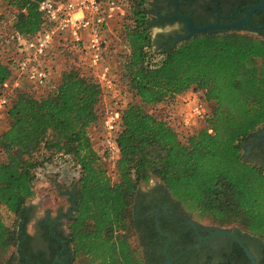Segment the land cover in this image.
<instances>
[{"label":"trees","instance_id":"1","mask_svg":"<svg viewBox=\"0 0 264 264\" xmlns=\"http://www.w3.org/2000/svg\"><path fill=\"white\" fill-rule=\"evenodd\" d=\"M5 1L17 10L11 33L15 50V34L32 37L49 26L39 10L44 0ZM153 2L127 0L116 30L124 49L120 81L114 82L131 98L119 108L118 180L112 181L88 132L101 121L103 91L92 75L83 73L88 67L80 58L58 82H50L46 96L34 97L23 84L2 112L0 120L6 118L7 126L0 132V264H27L29 213L34 210L27 205L42 183L39 171L55 165L58 156L71 157L78 167L72 180L75 206L67 234H60L70 264H150L153 257H163L147 253L143 240L158 233L148 230L138 214L139 207L146 211L139 205L140 187L152 179L189 216L264 242V167L243 154L247 139L264 128V31L203 32L157 50ZM58 45L61 53L75 49L64 41ZM52 55L47 68L55 73ZM14 65L13 56L5 61L0 55V93ZM188 94L207 112L187 134L175 121L150 111L175 106ZM161 239L163 246L166 239Z\"/></svg>","mask_w":264,"mask_h":264},{"label":"flooded vegetation","instance_id":"2","mask_svg":"<svg viewBox=\"0 0 264 264\" xmlns=\"http://www.w3.org/2000/svg\"><path fill=\"white\" fill-rule=\"evenodd\" d=\"M261 1L154 0L152 25L162 30L154 36L156 49L168 50L175 46L177 38L190 33L188 22L183 17L190 18L196 27L230 24L229 21L233 23L245 18L246 13ZM250 22L255 27H261L264 13L256 11ZM242 29L252 31L248 26ZM261 31L264 30L256 32ZM243 154L250 163L264 167V128L247 139ZM139 196V205L143 204L142 209L146 211H141L139 207L138 214L145 220L148 230L152 228L158 233L149 241L143 240V245L147 247L148 254L157 251L163 255L153 257L150 264H264L263 241L236 228H214L199 224L178 207L160 185ZM70 213L59 215L56 219L49 216L38 218L35 208L29 213L33 234L27 232L31 237L27 264H70L71 254L60 236L62 233L67 234L65 224ZM148 230L143 235L145 239L149 238ZM47 231L51 237H48ZM161 237L166 239L163 246Z\"/></svg>","mask_w":264,"mask_h":264},{"label":"built area","instance_id":"3","mask_svg":"<svg viewBox=\"0 0 264 264\" xmlns=\"http://www.w3.org/2000/svg\"><path fill=\"white\" fill-rule=\"evenodd\" d=\"M127 0H44L39 10L44 14L49 26L36 36L15 34L13 37L16 46L15 65L12 77L4 84L0 93V118L12 98L15 90L19 89L24 81L36 89L49 86L51 80L50 68L44 64L51 54L56 43L64 41L74 45L76 54L84 53V60L88 69L94 74L97 82L110 93L116 89L114 78L108 67L104 66L107 52V32L111 23L124 15ZM81 60V59H80ZM161 60L159 57L156 61ZM188 108L184 112L183 127L190 128L203 118L207 112L204 103L192 94ZM121 113L119 109L106 112L103 120L106 131L105 148L107 155L119 152L117 138L120 132ZM58 169L74 167L77 176L78 167L71 157L58 156L55 159ZM53 165L47 164L38 173H46Z\"/></svg>","mask_w":264,"mask_h":264},{"label":"rangeland","instance_id":"4","mask_svg":"<svg viewBox=\"0 0 264 264\" xmlns=\"http://www.w3.org/2000/svg\"><path fill=\"white\" fill-rule=\"evenodd\" d=\"M17 14V10L15 8L9 7L8 3L5 0H0V55L3 60H7L9 57L13 56L16 58V50L11 43V33L12 26L14 24L15 16ZM122 18L115 19L111 25L110 30L107 32V52L106 58L104 62V66L108 67L114 80L120 81V52L123 51V37L120 36L116 30H120L122 25ZM155 36V35H154ZM59 43H56L52 48V52L50 56H48L47 60H44V64L49 66L50 58L53 56L52 54L56 53V67L57 72H51V80L58 82L61 78L62 72L70 70L72 66H77L79 62V58L84 61L87 60V56L84 53L76 54L71 51L67 53H61L57 46ZM57 47V48H56ZM72 53V54H69ZM50 61V62H49ZM83 73H88L94 77V74L90 69L86 68L83 70ZM95 78V77H94ZM96 79V78H95ZM97 81V80H96ZM25 89L30 92L34 97L40 98L46 96L50 92V88L45 89H34L31 88L30 84L24 81ZM116 87L114 92L110 93L106 90L103 91L101 96L100 110L102 112L101 121L92 127L89 128L88 132L93 143L95 151L98 153L101 158L102 163L107 168L109 175L112 178V181L115 182L118 180L116 174V165L118 158L114 155H107L105 148V138L106 131L104 129L103 120L106 116V112L111 109H119L125 106L127 103L131 102V98L122 94V88L118 86ZM189 101H192L191 94L187 95L186 98L181 99L179 104L175 106H171L169 104L160 105L156 108L150 109V111L154 112L159 117L164 119L175 121L176 127H181L180 130L185 134L190 132L191 128L182 127L184 112L188 108ZM197 124V122L195 123ZM7 126V119L0 120V132L5 129ZM192 131V130H191ZM48 172H51V177L48 176ZM47 176L41 178L42 183L35 188V196L28 203L27 206H33L35 208V214L39 218H43L49 216L51 219H56L59 215L70 213L71 207L75 202L76 192L74 186H72L73 176L75 174L74 167H64L63 169H58L56 165H53L46 172ZM43 174V172H42ZM57 176L56 179L53 177ZM160 182L157 179H152L148 184H142L139 190V195L141 193H145L148 190H151L154 186H159ZM196 222L204 226H211V222L208 219L199 220L194 216H191ZM67 226V222L65 224ZM234 228V227H228ZM28 232L33 234V224L31 223L28 226ZM134 243V242H133ZM135 244V243H134ZM136 245V244H135Z\"/></svg>","mask_w":264,"mask_h":264},{"label":"water","instance_id":"5","mask_svg":"<svg viewBox=\"0 0 264 264\" xmlns=\"http://www.w3.org/2000/svg\"><path fill=\"white\" fill-rule=\"evenodd\" d=\"M256 11H261L264 13V0H262L261 3L256 5L255 7H252L246 13L245 18L238 20L236 22L230 23V24H216V25H206L202 27H196L194 26L190 18L183 17V19H185L188 22L190 33L184 37L177 38V40L175 41V45L181 40L189 39L203 32L213 33L215 30L227 31V30L242 29L243 26H248L254 32L259 31V30H264V24L261 27H255L250 22V18ZM73 206L75 205L73 204Z\"/></svg>","mask_w":264,"mask_h":264},{"label":"crops","instance_id":"6","mask_svg":"<svg viewBox=\"0 0 264 264\" xmlns=\"http://www.w3.org/2000/svg\"><path fill=\"white\" fill-rule=\"evenodd\" d=\"M153 24V23H152ZM159 31H162L161 29H158L156 26H154V28H153V34L154 35H157V33L159 32ZM114 156H116L117 158L119 157V152L118 153H116Z\"/></svg>","mask_w":264,"mask_h":264}]
</instances>
